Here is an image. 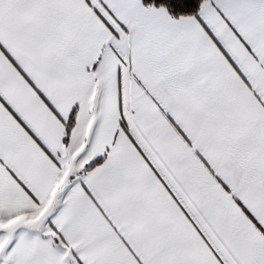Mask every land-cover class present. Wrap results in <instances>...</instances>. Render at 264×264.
<instances>
[{"label": "snow or ice", "instance_id": "1", "mask_svg": "<svg viewBox=\"0 0 264 264\" xmlns=\"http://www.w3.org/2000/svg\"><path fill=\"white\" fill-rule=\"evenodd\" d=\"M0 264H264V0H0Z\"/></svg>", "mask_w": 264, "mask_h": 264}]
</instances>
